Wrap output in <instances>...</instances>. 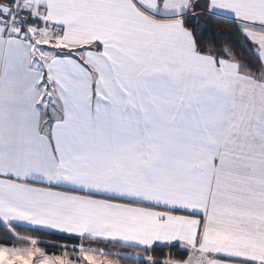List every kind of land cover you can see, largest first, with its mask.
<instances>
[{
	"label": "snow or ice",
	"instance_id": "1",
	"mask_svg": "<svg viewBox=\"0 0 264 264\" xmlns=\"http://www.w3.org/2000/svg\"><path fill=\"white\" fill-rule=\"evenodd\" d=\"M0 264H264V0H0Z\"/></svg>",
	"mask_w": 264,
	"mask_h": 264
}]
</instances>
